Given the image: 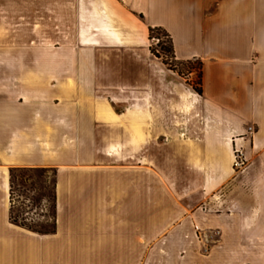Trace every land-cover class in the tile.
<instances>
[{"label": "crops", "instance_id": "crops-1", "mask_svg": "<svg viewBox=\"0 0 264 264\" xmlns=\"http://www.w3.org/2000/svg\"><path fill=\"white\" fill-rule=\"evenodd\" d=\"M92 1L85 0L76 21H101L113 29L105 40L140 46L149 28H161L176 61L201 63V115L213 137L229 138L226 150L242 148L247 171L225 194L188 196L177 211L169 200L159 227L152 224L156 199H141L139 171L107 164L117 156L114 146L92 153L87 145L73 161L58 153L49 165L57 172L56 229L39 235L8 219V171L45 166L28 165L23 132L12 150V131L3 128L0 264H264V0ZM101 115L111 124L120 119L108 109ZM141 200L153 217L147 224L166 235L163 258H140ZM196 230L218 233L206 260L198 257Z\"/></svg>", "mask_w": 264, "mask_h": 264}, {"label": "rangeland", "instance_id": "rangeland-1", "mask_svg": "<svg viewBox=\"0 0 264 264\" xmlns=\"http://www.w3.org/2000/svg\"><path fill=\"white\" fill-rule=\"evenodd\" d=\"M84 2L0 0V132L12 131V150L23 132L27 164L54 169L49 165L58 153L73 161L87 145L92 153L114 146L117 156L107 164L139 171L141 199H156L152 224L159 227L169 200L177 211L188 196L227 193L229 183L246 173L248 158L240 146L226 150L229 138L213 137V125L203 119L192 91L196 63L159 52L157 38L167 45L162 37L148 34L140 46L105 40L113 29L101 21H76ZM107 109L118 115L117 123L101 115ZM235 150L243 169L234 168ZM18 189L24 192L21 218L46 220V200L34 206L29 200L36 192ZM147 205L141 200L140 258L160 259L166 235L147 224L153 220ZM206 256L200 249L199 259Z\"/></svg>", "mask_w": 264, "mask_h": 264}, {"label": "trees", "instance_id": "trees-1", "mask_svg": "<svg viewBox=\"0 0 264 264\" xmlns=\"http://www.w3.org/2000/svg\"><path fill=\"white\" fill-rule=\"evenodd\" d=\"M149 39L162 37L166 40L167 45H164L159 38L156 47L159 52L169 55L174 59L172 41L170 36L161 28H149ZM155 54V51H151ZM191 62V61H186ZM196 63L198 84L196 88H192L193 93L197 96L202 95V83H201V69L202 65L199 61ZM9 190H8V219L9 221L23 229L31 231L39 235H51L55 233L56 229V175L55 169L51 168H11L9 169ZM26 182H29L27 187ZM18 188L26 189L36 192V197L33 200H29L34 206H38L42 199L46 200L48 208L47 215L43 216L46 220L37 223H26V220L21 218V203L19 199L23 197V191H19ZM26 197V196H25Z\"/></svg>", "mask_w": 264, "mask_h": 264}, {"label": "built area", "instance_id": "built-area-1", "mask_svg": "<svg viewBox=\"0 0 264 264\" xmlns=\"http://www.w3.org/2000/svg\"><path fill=\"white\" fill-rule=\"evenodd\" d=\"M158 41V40H157ZM247 133L249 135H253L254 133V128L253 127H248L247 128ZM233 155V162H234V168L236 169H243L245 165V161L243 159V156L241 155L240 151L235 150ZM218 235L217 232L211 234L209 232H205L202 230H196L193 238L195 241H197L198 245L200 246V249L204 254H209L211 247L213 244H215L217 241H215V237Z\"/></svg>", "mask_w": 264, "mask_h": 264}]
</instances>
